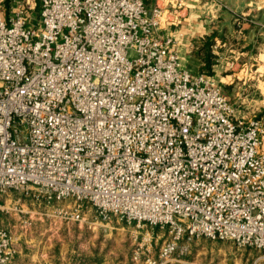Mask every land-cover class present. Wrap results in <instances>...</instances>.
<instances>
[{"label": "built area", "instance_id": "1", "mask_svg": "<svg viewBox=\"0 0 264 264\" xmlns=\"http://www.w3.org/2000/svg\"><path fill=\"white\" fill-rule=\"evenodd\" d=\"M166 21L144 0H0V213L30 227L29 197L61 203L55 220L133 223V264H209L182 259L195 237L262 264L264 113L182 65ZM14 240L0 227V264Z\"/></svg>", "mask_w": 264, "mask_h": 264}, {"label": "crops", "instance_id": "2", "mask_svg": "<svg viewBox=\"0 0 264 264\" xmlns=\"http://www.w3.org/2000/svg\"><path fill=\"white\" fill-rule=\"evenodd\" d=\"M148 8L159 3L163 9L164 18H174L176 22L166 21L164 32H171L175 36V47L179 53L182 65L198 72L194 67L205 66L209 53L217 62L211 64V70L219 73L218 63L241 66L248 71L251 66L259 64L264 50V0H144ZM219 2L225 4L224 7ZM244 14L241 25L235 23L236 14ZM181 33V36L178 34ZM215 60V61H216ZM251 74V73H250ZM243 75L249 80L252 75ZM239 73L226 74L239 78ZM224 75H220V79ZM9 198L0 195V202H9L14 195L8 192ZM5 198V199H4ZM27 200V199H26ZM33 205L32 203H28ZM32 225L23 227L19 215L14 212L0 213V227L8 229L14 236L16 253L13 257L15 264H103L98 257L77 258L74 250L67 248L68 256L48 255V245L43 236L34 235L32 227L36 225L35 208L30 209ZM75 258H74V256ZM71 255V256H70ZM77 255V253H76ZM129 256V255H128ZM125 261L133 264L130 259Z\"/></svg>", "mask_w": 264, "mask_h": 264}, {"label": "rangeland", "instance_id": "3", "mask_svg": "<svg viewBox=\"0 0 264 264\" xmlns=\"http://www.w3.org/2000/svg\"><path fill=\"white\" fill-rule=\"evenodd\" d=\"M6 6L9 0H5ZM40 5L38 1L37 9L33 13H39ZM129 57L132 51H129ZM262 61L253 65L248 71H244L241 66H232L229 64L218 63L219 73L211 76L218 83L230 100L234 103L239 114L247 117L264 113V50H262ZM216 57L213 58L214 63L217 62ZM195 70L200 67H194ZM233 72L239 73V78L226 76ZM251 73V74H250ZM252 75L249 80H244L243 75ZM220 75L224 78L220 79ZM13 195L14 192H11ZM27 199V200H26ZM25 204L30 209L35 208L34 218L37 222L32 231L34 235H41L48 245L46 251L48 255L60 256L64 258L68 256L67 248L73 249V253L77 258L82 257H100L103 264H128L125 260L130 259V243L128 235L130 230H134L133 223L113 221L114 228H88L86 224L78 222H67L55 220L52 210L61 203H47L44 199L36 200L33 205L29 197H26ZM88 219H95L90 209L86 216ZM154 232H159L154 228ZM160 241L154 246V253L159 246ZM77 253V255H76ZM72 254V255H73ZM73 255V256H74ZM129 255V256H128ZM261 252L250 247H239L230 240L208 239L205 237H195L190 241L189 252L182 256L183 260L193 262L202 261L209 264H246L253 258L260 256ZM71 256V255H70ZM74 256V258H75ZM264 264V260H262Z\"/></svg>", "mask_w": 264, "mask_h": 264}, {"label": "trees", "instance_id": "4", "mask_svg": "<svg viewBox=\"0 0 264 264\" xmlns=\"http://www.w3.org/2000/svg\"><path fill=\"white\" fill-rule=\"evenodd\" d=\"M207 54V57H206V64L205 66H202L200 67V69H204V71L208 74V75H211L212 73V70H211V64L214 63L213 61V57L209 55V53H206ZM202 71V70H200Z\"/></svg>", "mask_w": 264, "mask_h": 264}]
</instances>
